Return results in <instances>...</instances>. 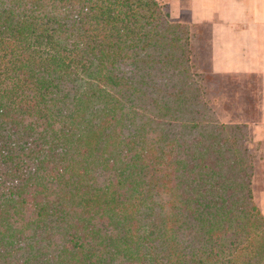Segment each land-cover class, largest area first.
I'll list each match as a JSON object with an SVG mask.
<instances>
[{
  "label": "trees",
  "instance_id": "obj_1",
  "mask_svg": "<svg viewBox=\"0 0 264 264\" xmlns=\"http://www.w3.org/2000/svg\"><path fill=\"white\" fill-rule=\"evenodd\" d=\"M194 37L156 0H0V264H264Z\"/></svg>",
  "mask_w": 264,
  "mask_h": 264
},
{
  "label": "crops",
  "instance_id": "obj_2",
  "mask_svg": "<svg viewBox=\"0 0 264 264\" xmlns=\"http://www.w3.org/2000/svg\"><path fill=\"white\" fill-rule=\"evenodd\" d=\"M200 7L203 13L198 21L209 22L212 27L211 69L242 75L251 81L245 101L253 104L250 115H243L251 116L255 111L258 121L245 118L239 122L248 126L256 123L249 127L252 143L264 139V0H201ZM216 24L228 29L217 32ZM253 197L264 216V190L257 192L253 187Z\"/></svg>",
  "mask_w": 264,
  "mask_h": 264
},
{
  "label": "rangeland",
  "instance_id": "obj_3",
  "mask_svg": "<svg viewBox=\"0 0 264 264\" xmlns=\"http://www.w3.org/2000/svg\"><path fill=\"white\" fill-rule=\"evenodd\" d=\"M156 1L163 11L167 12L170 20H176L181 24L187 25L190 32H194L197 36V38L194 37L192 39L196 50L193 56L197 59V63L200 66L199 70L210 73L213 76L211 77V82L214 87L210 90L211 93L208 100L218 112L219 121L226 123L239 122L245 118L258 121V115L255 111L251 113V116L245 117L243 115L244 113L250 115L253 104L245 101V92L248 88H251V84H249L251 81L242 75L229 72L218 73L211 69V48L209 44L212 27L209 22L198 21L203 13L200 7L201 0H185V3H180V0ZM215 29L217 32L222 33L228 27L216 24ZM249 124L247 126L252 127L256 123ZM252 144L256 158L252 185L255 191L259 192L264 190V139L254 140Z\"/></svg>",
  "mask_w": 264,
  "mask_h": 264
}]
</instances>
